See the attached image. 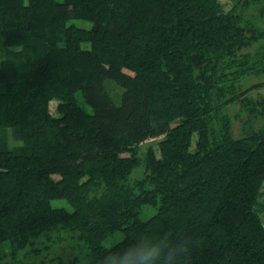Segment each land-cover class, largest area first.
<instances>
[{"label":"trees","instance_id":"16d2710c","mask_svg":"<svg viewBox=\"0 0 264 264\" xmlns=\"http://www.w3.org/2000/svg\"><path fill=\"white\" fill-rule=\"evenodd\" d=\"M263 21L264 0H0V247L70 230L98 264L116 232L171 231L190 264H264V130L225 113L261 86Z\"/></svg>","mask_w":264,"mask_h":264},{"label":"rangeland","instance_id":"374dc122","mask_svg":"<svg viewBox=\"0 0 264 264\" xmlns=\"http://www.w3.org/2000/svg\"><path fill=\"white\" fill-rule=\"evenodd\" d=\"M222 3H230L231 0H219ZM258 3H251L248 8H244L243 12L246 14H255ZM75 22L86 28L91 27V22L81 19H73ZM264 24V21H263ZM257 44L246 50H253ZM2 60V51L0 50V63ZM126 71L133 74L130 70ZM242 88L248 89L247 101L241 105L239 102L231 103L227 106L225 113L231 120L232 133L236 138L249 135L255 131L264 130V74L259 76H249L241 82ZM108 90L116 101L120 100L122 89L113 81L108 82ZM59 100L54 98L49 103L50 112L58 115ZM3 134V133H2ZM10 139L12 145L17 144L11 137V130H6L4 133ZM163 137L148 139L138 144V154L141 157L142 163L135 168L130 175V184H135L138 180H144L149 173L146 166L145 158L150 148L159 151V143ZM128 155V153H124ZM58 177V176H56ZM264 191V186H263ZM100 194L103 192V187L94 191L93 194ZM93 194L91 196H93ZM264 203V195L262 197ZM54 205H67L66 201L54 200ZM153 210L150 211V214ZM147 214L144 215L146 217ZM264 221V211L261 214ZM123 237L121 232H116L110 237L106 238L102 243L105 246H112L118 243ZM89 246L79 238L75 231L58 229L49 234L40 236L33 240L26 248L14 253L8 246L0 247V264H82L87 261L90 253Z\"/></svg>","mask_w":264,"mask_h":264},{"label":"clouds","instance_id":"9594fccd","mask_svg":"<svg viewBox=\"0 0 264 264\" xmlns=\"http://www.w3.org/2000/svg\"><path fill=\"white\" fill-rule=\"evenodd\" d=\"M192 243L191 238L171 231L142 234L132 243L111 246L98 264H190Z\"/></svg>","mask_w":264,"mask_h":264},{"label":"crops","instance_id":"0c3cea01","mask_svg":"<svg viewBox=\"0 0 264 264\" xmlns=\"http://www.w3.org/2000/svg\"><path fill=\"white\" fill-rule=\"evenodd\" d=\"M243 81V80H242Z\"/></svg>","mask_w":264,"mask_h":264}]
</instances>
